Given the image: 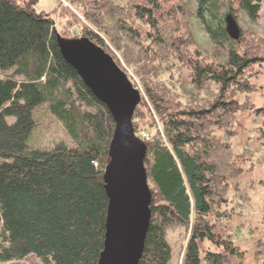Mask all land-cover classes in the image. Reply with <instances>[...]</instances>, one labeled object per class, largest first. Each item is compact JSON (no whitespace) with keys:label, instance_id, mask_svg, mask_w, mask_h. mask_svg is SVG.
<instances>
[{"label":"trees","instance_id":"1","mask_svg":"<svg viewBox=\"0 0 264 264\" xmlns=\"http://www.w3.org/2000/svg\"><path fill=\"white\" fill-rule=\"evenodd\" d=\"M141 1L143 5L138 0L134 6L115 0L77 1L93 27H84L82 36L103 45L100 34L110 32L107 23L118 14L123 22L120 32L131 34L139 44L143 37L132 24L139 18L152 35H146L147 47L138 46L142 57L159 64L169 63L171 57L186 61L199 89L206 81L221 86L217 108L230 110L233 100H226L230 87L241 93L253 90V75L245 73L257 62L264 64V59L249 55L260 51L259 43L246 44L242 35L232 39L225 18L233 14L237 19V13L243 12L254 20L261 0H195L196 18L226 51L228 70L223 71L216 64H202L187 23L181 26L175 19V14L180 16L175 7L165 9L163 0ZM111 6L117 13L108 12ZM172 22L179 24L174 28ZM58 37L64 36L56 31L50 13H35L16 0H0V71H12L0 77V263L34 256L42 264H98L104 249L108 209L104 173L115 122L62 56ZM148 94L163 120L165 136L150 135L135 124L144 104L141 98L132 123L147 147L144 163L153 197L139 264L170 263L166 231L174 223L190 230L184 264H245L246 253L233 239L236 212L233 208L229 214L223 208L231 185L239 189L241 168L231 143L206 137L204 130L212 125L208 111L172 114L166 88L158 86ZM43 106L62 123L72 146L63 140L49 147L29 146L35 113ZM205 241L218 251L207 250L202 256Z\"/></svg>","mask_w":264,"mask_h":264},{"label":"rangeland","instance_id":"2","mask_svg":"<svg viewBox=\"0 0 264 264\" xmlns=\"http://www.w3.org/2000/svg\"><path fill=\"white\" fill-rule=\"evenodd\" d=\"M77 1L79 0H16L19 5L30 7L35 13L49 12L56 31L68 38L82 36L84 27L89 30L93 28L81 14V8ZM96 1L102 2V0ZM261 1L260 12L254 20L243 12L237 13V20L242 29V40L246 41V44L251 40L252 44L259 43L260 51L255 50L249 55L264 59V0ZM115 2L130 3L133 6L139 3L138 0L134 2L133 0H115ZM162 2L165 9L175 7L180 15L175 14V19L177 21L180 19L181 26L185 22L187 23L189 37L195 42V47L204 61L202 64L204 66L216 64L218 70H228L227 67H224L227 58L226 51L213 42L203 22L194 14L197 8L196 1L163 0ZM140 5H143L141 0ZM117 9L120 10L119 7ZM111 11L116 12V9L111 6L108 12ZM117 17H113V22V18H111V24L107 23L110 32L100 34L104 46L99 45L113 56L132 84L141 92L144 104L138 112L139 118L135 120V124L137 127H145L150 135L165 136L163 120L149 101L148 94L149 91L156 90L158 86H163L169 91L172 114L188 110L208 111L207 117L212 121V125L204 130L206 137L220 142H230L237 154L236 160L241 168L237 178L239 189L236 190L231 185L228 189L229 201L223 205L229 214H233V208L236 212V216L234 219L232 218L236 234L233 239L239 244V249L246 253L245 264L252 262L264 264V72H262L264 64L257 62L245 73V76H249L250 73L253 75L250 76L251 82L254 84L251 92L241 93L230 87L226 93V100L230 103L233 100L230 110L217 108L216 104L221 95L220 85L206 81L203 88L199 89L192 83L190 66L186 61H179L175 57H171L170 62L166 64L147 61L142 57V52L138 50L141 43L143 48L147 47L146 35L149 33V37L152 36L146 21L135 18L132 23L143 37L138 44L134 36H130L131 34H127L125 31L120 32L123 22L121 18ZM115 18L118 19V22ZM178 24L179 22H172L170 25L176 28ZM126 26L130 27L129 23H126ZM193 49L191 48V51ZM10 73H12L11 70L6 74L0 71V77L3 78ZM213 106L215 109L210 113ZM35 119L36 126L28 138L29 146L49 147L60 140L73 145L62 123L45 106L36 111ZM13 120L14 118H9V121ZM189 233L190 230L179 224L174 223L168 227L166 235L171 246L169 264H184L183 252ZM201 246L202 256L207 250L218 251L217 247L209 241H205ZM0 264H42V262L34 256H29L19 262Z\"/></svg>","mask_w":264,"mask_h":264},{"label":"water","instance_id":"3","mask_svg":"<svg viewBox=\"0 0 264 264\" xmlns=\"http://www.w3.org/2000/svg\"><path fill=\"white\" fill-rule=\"evenodd\" d=\"M226 30L240 37L237 20L228 14ZM65 60L109 110L115 129L104 173L108 197L104 249L98 264H139L151 222L152 192L145 168L147 147L135 134L132 117L141 101L127 74L101 46L85 37H58Z\"/></svg>","mask_w":264,"mask_h":264}]
</instances>
